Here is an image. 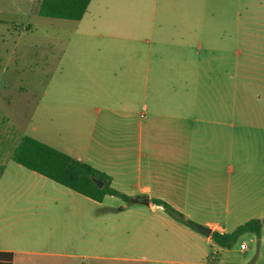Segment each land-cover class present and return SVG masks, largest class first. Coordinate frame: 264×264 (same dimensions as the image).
Returning <instances> with one entry per match:
<instances>
[{
    "label": "crops",
    "instance_id": "0c3cea01",
    "mask_svg": "<svg viewBox=\"0 0 264 264\" xmlns=\"http://www.w3.org/2000/svg\"><path fill=\"white\" fill-rule=\"evenodd\" d=\"M31 4L0 0V12L9 9L21 17H0L2 25L16 24L12 36L30 30L17 23L31 15ZM153 4L157 15L159 0ZM162 6L160 24L154 18L146 28L152 44L145 53L119 48L64 53L48 101L71 124L85 122L84 155L75 151V159L109 175L112 187L132 200H149L133 202L145 209L121 211L167 215L152 203L161 200L187 221L230 234L264 219V18L254 16L264 10V0H162ZM84 30L80 36L86 42L102 39ZM43 94L50 98L49 87ZM24 176L13 169L10 185L20 181L14 187L18 191L0 192V231L22 233L38 226L48 236L62 229L70 253H22L3 245L0 252L12 253L13 264L19 255L69 262L89 258L85 251L93 242L88 235L109 212L108 197L97 203ZM23 184L28 186L20 188ZM182 228L199 245L214 246L219 257L239 261L232 249L214 245L211 236ZM78 232L84 236L73 241ZM248 236L252 261L264 264V226L259 239ZM243 247L240 264H247Z\"/></svg>",
    "mask_w": 264,
    "mask_h": 264
},
{
    "label": "rangeland",
    "instance_id": "374dc122",
    "mask_svg": "<svg viewBox=\"0 0 264 264\" xmlns=\"http://www.w3.org/2000/svg\"><path fill=\"white\" fill-rule=\"evenodd\" d=\"M31 1V15H24L20 22H15L18 27L30 25L29 31L12 36L10 33L16 24H0V166L7 170L0 183V192L6 191L7 187L10 191H18L19 188L14 187L20 181L10 185L13 169L25 175V179L30 177L41 184L56 186L54 182L40 179L12 161L13 150L25 136L73 158L75 151L84 155L85 143L81 141L86 133L85 122L71 124L65 118V112L55 114L54 108L58 106L48 101L53 97L54 70L60 65V60L66 58L64 53L86 48L136 49L145 53L152 44L146 28L154 18L160 24L163 7L162 0H159L157 15H154V0H93L83 21L75 22L41 17L35 13L41 0ZM6 16H11L13 21L21 18L9 9L0 12V17ZM254 16L264 18V10L256 11ZM84 29L102 35V39L86 42L80 36L85 33ZM114 35L122 39L110 40L109 37ZM141 60L144 63V58ZM48 87L50 98L45 99L43 93ZM41 101L44 103L39 104ZM27 186L23 184L20 188ZM104 204L109 207V212L103 214L100 221L94 222L91 235H88V240L93 242L85 251L89 258L69 262L65 259L19 255L15 264H240L244 258L240 253L243 246L247 249L246 258L249 257L247 264H255L251 256L254 246L248 235L242 236L230 253L239 260L235 262L226 259L225 255L219 257L214 246L194 242L182 231V224L170 216H144L121 211L145 207L133 202L127 204L116 197H108ZM94 208L96 211L99 207L94 205ZM46 231L38 226H29L22 233L5 234V231H0V245L13 247L22 253H70L69 244L63 243L65 233L62 229L48 236ZM199 235L204 238L201 233ZM76 236L73 241L84 235L78 232Z\"/></svg>",
    "mask_w": 264,
    "mask_h": 264
},
{
    "label": "trees",
    "instance_id": "16d2710c",
    "mask_svg": "<svg viewBox=\"0 0 264 264\" xmlns=\"http://www.w3.org/2000/svg\"><path fill=\"white\" fill-rule=\"evenodd\" d=\"M91 2L92 0H41L38 15L78 22L86 15ZM11 159L26 170L94 202L102 203L106 197H116L127 204L132 203L130 196L112 187V178L109 175L32 137L21 138L12 152ZM4 171L5 168L0 166V178ZM96 182L103 184V187L100 188ZM152 203L162 207L166 214L177 222L189 226L185 216L170 204L161 200H153ZM263 226L264 219L251 220L230 234L213 232L211 239L217 247L231 250L244 235L252 234L259 239ZM13 257L12 253L0 252V264H13Z\"/></svg>",
    "mask_w": 264,
    "mask_h": 264
},
{
    "label": "water",
    "instance_id": "95a60500",
    "mask_svg": "<svg viewBox=\"0 0 264 264\" xmlns=\"http://www.w3.org/2000/svg\"><path fill=\"white\" fill-rule=\"evenodd\" d=\"M96 184L102 188L103 187V184L99 183V182H96ZM132 202H138V203H149V200L148 199H143V200H132ZM189 226H191L192 228H194L195 230L199 231L200 233H202L203 235L205 236H211L212 232L210 229L208 228H205L203 226H200L198 224H195L191 221L188 222Z\"/></svg>",
    "mask_w": 264,
    "mask_h": 264
},
{
    "label": "built area",
    "instance_id": "2783aa9c",
    "mask_svg": "<svg viewBox=\"0 0 264 264\" xmlns=\"http://www.w3.org/2000/svg\"><path fill=\"white\" fill-rule=\"evenodd\" d=\"M243 249L245 250V249H246V247H243Z\"/></svg>",
    "mask_w": 264,
    "mask_h": 264
}]
</instances>
